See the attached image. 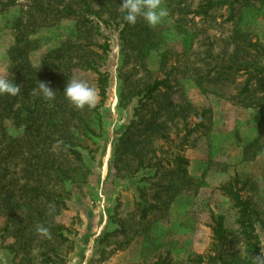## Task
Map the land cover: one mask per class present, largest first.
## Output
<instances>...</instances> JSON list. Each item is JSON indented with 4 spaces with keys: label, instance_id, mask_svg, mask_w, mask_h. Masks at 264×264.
<instances>
[{
    "label": "rangeland",
    "instance_id": "rangeland-1",
    "mask_svg": "<svg viewBox=\"0 0 264 264\" xmlns=\"http://www.w3.org/2000/svg\"><path fill=\"white\" fill-rule=\"evenodd\" d=\"M33 1L0 0V77L7 78L19 18L23 25L33 24L28 30L35 41L29 54L33 67L66 41L89 46L94 67L74 68L69 81H84L96 89L94 108L100 121L91 127L94 132L80 136L81 158L68 155L72 168L87 176L82 185L60 189L62 205L52 220L61 238L54 236L43 247L48 237L35 236L29 254L16 252L12 228L5 230L6 218L0 215V264H45L46 258V264H264V134L259 148L243 143L252 130L246 129V121H260L253 106H262L264 75L243 93L246 75L233 63L246 58L239 53L245 39L256 46L247 48L250 60L264 66V0H232V6L221 3L226 0H162L168 16L161 23L149 27L138 19L129 25L135 28L132 32L150 29L152 48L147 51L140 45L142 38L130 36L120 19L107 26L94 20L100 34L84 30V41L77 19L37 12ZM86 1L98 11L96 0ZM237 30L245 32L244 39ZM156 81L164 85L143 99L142 91ZM152 113L166 125L167 139L152 138L141 165L132 156L126 158L130 168L121 157L113 165L124 127ZM7 127L10 135H20L11 123ZM242 146L245 155L233 157ZM188 150L202 152L208 172L232 166L237 172L226 173L228 180L219 185L213 173L211 182L188 175L190 181L178 186L173 162ZM128 173L133 174L121 178ZM236 177L235 189L249 202L250 217L222 192ZM164 187L176 190L162 191ZM220 217L226 237L219 243L212 228Z\"/></svg>",
    "mask_w": 264,
    "mask_h": 264
},
{
    "label": "trees",
    "instance_id": "trees-1",
    "mask_svg": "<svg viewBox=\"0 0 264 264\" xmlns=\"http://www.w3.org/2000/svg\"><path fill=\"white\" fill-rule=\"evenodd\" d=\"M9 2L13 4L17 0H9ZM33 2L37 12L48 15L54 13L59 18L77 19L80 40H88V37L86 40L81 36L84 30L88 35L91 33V29H95L97 34H100L98 25L94 24L95 21L97 24L101 23L107 26L118 24L117 19H120V23L126 25L125 30L131 31L130 36H134L135 39L142 38L140 45L144 51L152 48L149 41L153 37L148 31L149 28L132 32L134 27H130L123 20V14L119 8L122 0H96L98 11L86 0H50L46 5H43V0H34ZM225 2L232 6V0L221 3ZM52 3L63 5L62 10L55 9L56 5L52 6ZM29 18H31L30 14ZM18 23H20V27L16 26L14 29V45L9 51L7 79L20 85L21 91L15 97L0 95V215L6 218L5 230L8 232L9 227L12 228V234L16 241V252L24 251L29 254L30 244L35 236L48 237L43 242V247H46L54 236L61 238L62 235L56 233L52 220L58 214V206L62 205L60 189L65 191L69 184L82 185L86 183L87 176L80 175L79 170L72 168L68 161V155L70 153L76 158H81L79 151L83 149L78 143L80 136L83 138V136L94 132L91 127L94 126L96 119H99L98 122L100 121V115L96 108L76 109L62 94L74 68L91 69L94 67L95 62L92 59L95 56L88 50L89 46L66 41L61 48L47 54L38 67H33L29 63V54L34 50L35 41L30 38L31 32H28L33 26L32 21L23 25L24 23L19 18ZM139 26L141 28V25ZM235 34L239 36V39H244V31L237 30ZM122 38L126 40L127 35ZM243 42L245 43L242 46L244 50H240L239 53H242V57L247 59L244 58L242 61L237 58L233 60V63L236 66L240 64L238 70L246 75L243 93L247 94L250 82L259 75H264V66L251 61V56L247 54V48L250 46L256 48V46L247 43L245 39ZM75 53L76 55H74ZM229 67L228 69L231 70ZM38 82L47 83L56 91L53 101L45 100L39 91ZM163 85L164 82H154L152 86L142 91L143 99H150ZM261 95L263 97L259 104L261 103L262 106H253L260 111L258 138L252 144L257 148L260 146L259 139L264 134V94ZM122 102L123 98L120 96L118 109L122 107ZM153 114L150 118L143 117L137 123H131L124 127L114 148L113 165L123 158L125 161L122 163L128 166L129 162L126 164L128 156H132L134 161L141 165L143 164L142 156L145 155L144 152L147 151L150 140L155 137L162 140L167 139L164 135L166 125L159 122L157 117L154 118ZM7 123H11L20 135H10ZM197 126L199 127V125ZM260 149L264 153V147H260ZM173 164L176 165L174 169L176 170L177 185L182 186V182L190 181L187 173L188 161L177 155ZM109 172L112 174L111 165ZM131 174L133 173H128L127 176L121 178L126 179ZM21 182L23 183L20 186ZM238 184L239 180L236 177L232 183L222 188V192L233 201L235 208L240 213L250 217L249 202L244 201L238 190L235 189ZM173 188L175 187H170V189ZM170 189L164 187L162 191L169 192ZM173 190L175 191L176 188ZM146 217L147 209L143 208L141 218L145 219ZM223 221V218H217L215 227L212 228L213 237L219 243L226 237ZM41 227L48 230L47 234L39 231ZM49 260L46 258L45 262L50 263Z\"/></svg>",
    "mask_w": 264,
    "mask_h": 264
},
{
    "label": "clouds",
    "instance_id": "clouds-1",
    "mask_svg": "<svg viewBox=\"0 0 264 264\" xmlns=\"http://www.w3.org/2000/svg\"><path fill=\"white\" fill-rule=\"evenodd\" d=\"M123 14V20L129 25H135L138 19H142L149 26H155L168 16V11L162 6V0H122L119 7ZM39 91L47 101L55 99L54 91L47 83L38 82ZM20 85L13 80L0 77V95L15 97L20 93ZM64 98L76 109L85 107L94 108L98 102V93L94 87L89 86L86 82L73 79L67 81L63 89ZM39 231L47 234V229L41 227Z\"/></svg>",
    "mask_w": 264,
    "mask_h": 264
},
{
    "label": "crops",
    "instance_id": "crops-1",
    "mask_svg": "<svg viewBox=\"0 0 264 264\" xmlns=\"http://www.w3.org/2000/svg\"><path fill=\"white\" fill-rule=\"evenodd\" d=\"M252 112V113H256V111L254 110H246V112ZM246 125V129H252L250 130V135L243 140V143H245L246 145H249V144H252L254 143L257 138H258V123H257V120L252 122L250 120L246 121L245 123ZM245 144H244V147H245ZM242 146V148H239V151L238 153L235 152L232 156L235 157V158H242L245 154H244V150H243V153H242V149L244 148ZM185 155V159L188 161V175L189 176H200L201 178L204 179V182H211L210 179L213 175L212 178H214V172H208L207 169H204V161H206V157L202 155V152L200 151H196V152H191L190 153V150L186 151L184 153ZM231 156V157H232ZM243 161V160H242ZM202 164L201 166H198V168L196 167L197 166V163L199 164ZM245 163V162H243ZM196 169H199V171H197ZM231 172H237V169L236 167H229L227 168L226 170H224L223 172H219L217 174H215V179H216V182H218V185L220 183H223V182H226L228 179L226 178V173L230 175ZM214 173V174H213Z\"/></svg>",
    "mask_w": 264,
    "mask_h": 264
}]
</instances>
